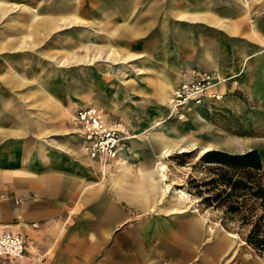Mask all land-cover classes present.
<instances>
[{
	"label": "crops",
	"instance_id": "obj_1",
	"mask_svg": "<svg viewBox=\"0 0 264 264\" xmlns=\"http://www.w3.org/2000/svg\"><path fill=\"white\" fill-rule=\"evenodd\" d=\"M131 2L52 0L39 3L36 9L0 0V193L7 196L0 199V231L18 232L27 240L25 256L0 259V264L206 263L202 241L196 238L203 220L196 217L182 227L190 238L141 237L140 226L129 220L132 208L146 209L166 200L165 187L158 185L155 163L161 161L160 151L172 149V143L158 137L162 134L157 127L160 124H155L161 122L141 124L120 110L123 122L134 128V135L143 137L144 130L152 127L154 135L144 145L127 148L129 157L113 160L111 170V162L104 166L91 158L75 135L70 111L60 105L63 101L56 95L57 85L25 67V50L46 45L39 55L51 60L45 62L50 66L49 75L63 67L69 73L66 89L71 90L79 81L74 71L77 65L132 58L134 54L114 45L118 36L141 34L146 27L140 23L151 27L157 18L126 23ZM168 14L178 21L206 22L216 28L209 30L210 34L197 31L192 37L179 38L181 70L216 72L219 83L240 68L264 77V55L252 57L259 52L257 41L261 39L252 22L264 19V0H196L194 6L173 1ZM53 34L59 35L48 41ZM9 51L16 54L8 55ZM160 62H148L137 69L151 71L155 66L156 71L145 76L147 87L138 90L144 99L135 101L160 102L166 107L173 83L166 59ZM86 70V78L91 79L92 69ZM29 85L28 93L4 90ZM239 141L245 145L236 147L238 150L256 142ZM130 160L135 162L130 164ZM130 168L135 171L132 179ZM170 210L178 211L174 206ZM189 210L195 211L194 207ZM115 230V237L109 238ZM230 241L226 236L217 243L230 250Z\"/></svg>",
	"mask_w": 264,
	"mask_h": 264
},
{
	"label": "rangeland",
	"instance_id": "obj_2",
	"mask_svg": "<svg viewBox=\"0 0 264 264\" xmlns=\"http://www.w3.org/2000/svg\"><path fill=\"white\" fill-rule=\"evenodd\" d=\"M7 1L14 3V5L23 3L37 9L39 3H50L52 0ZM87 1L93 4L99 0ZM173 1L189 6L196 4V0H132V2L130 0L133 8L126 13V23L142 18L153 20L157 18L151 27L146 22H141L140 25L143 28L146 27V31L143 32L142 30L141 34L118 36L114 45L122 52L134 54V56L121 62L96 60L87 65H77L78 68L74 71L79 81L74 83L71 90L66 89L69 73L63 67H59L60 69H57L53 75H49L50 66L45 62L50 63L51 60L39 55V51L45 50L46 45H42L40 49L38 45L33 50H25L23 54L25 67L31 69L37 76L42 75L44 80L57 85L58 93L56 95L61 96L63 101L60 105L67 107L68 112L70 111L71 126L76 129L74 133L79 136L85 148L90 147V143L78 131L79 125L74 119L77 110L93 109L100 115L105 126L119 128L113 135V138L117 139L112 148V151H115L114 154L112 152L107 158L103 154L87 151L88 155L97 156L106 161L108 159V162H111V170L115 164L113 160L122 157L121 154L126 151V148H130L133 144L144 145V141H148L154 135L153 127L149 131L144 130L143 137L140 136L139 138V136L134 135V128L123 122L119 113L120 110L124 111L130 119L138 120L141 124L147 121L145 125L154 124L157 121L161 122L155 124H160L157 127L160 128L162 134L158 137L172 143L171 151L169 150V153L164 155L161 150V156H159L161 161L156 160L155 163L157 171L159 170L158 166L164 165V168L158 171L160 180L158 185L165 187L166 200L146 209L132 208L131 219L129 220L140 226L141 237L190 238L189 234H184L182 227L197 217L203 220L201 230L196 238L202 241L201 248L205 257V264H264V256L243 240L245 229L225 216L221 210L202 204L200 198L190 189L189 176L192 175L194 178L202 176L199 168L194 170L191 165L198 162V157L205 151L206 145L211 148L217 144L212 145L209 142L197 144L196 138L182 141L183 136L190 134V131H183L190 129L204 137H218L220 142H225L219 146V149L228 152L239 153L256 148L262 163H264V91H262L264 90V77L260 76V72L250 71L251 73H249L240 68L233 70L232 76L224 78L219 83L216 80L218 77L216 72L204 69L181 70L178 62L179 38L183 35L184 37L186 35L192 37V34L197 31L201 34H210L209 30H216V28L211 27L206 22L175 20L173 16L168 14V6ZM92 9L94 8L92 7ZM120 10H122V6ZM252 24L254 31L259 33L258 36L261 38L257 41L259 52H255L252 57L262 56L264 55V19L252 22ZM180 32L184 34H180ZM57 35L59 34H53L48 41H52ZM253 47L256 49L255 44ZM7 54L14 55L16 53L9 51ZM163 58L166 59V66L169 68L173 90L185 74L192 75L202 72L213 77L207 97L198 104H177V108L171 111L169 110V98L166 105L167 109L160 102H137V99H144V94L138 90L146 86L145 76L152 75L156 68L153 66L151 71L137 69L148 62L157 65V63H161ZM87 67L92 69V71L90 70L91 79L86 78ZM177 80L179 81L177 82ZM31 87L32 85L15 89L5 87L4 90L9 94L28 93ZM213 93L216 95L211 96L210 94ZM182 106L190 109H184L182 116L179 117ZM174 139H178L176 144ZM247 139L256 142L249 148L236 149V147L245 145L239 140ZM101 141H105V137ZM134 162L130 160V164ZM132 168L135 170V167ZM103 173L105 174V172ZM134 173L135 171H131L130 168L128 175L131 179L134 178ZM161 173L164 174V178L161 177ZM110 186L109 184V192L112 190ZM124 202L123 206L126 209L127 204ZM172 206L176 207L178 211L171 213ZM190 207H194L195 211L189 210ZM180 210L183 211L179 212ZM146 228L148 229L144 230ZM179 228L181 229L179 230ZM116 232L117 230L111 232L109 238H114ZM226 236L231 239L228 246L231 247L230 250L217 243Z\"/></svg>",
	"mask_w": 264,
	"mask_h": 264
},
{
	"label": "trees",
	"instance_id": "obj_3",
	"mask_svg": "<svg viewBox=\"0 0 264 264\" xmlns=\"http://www.w3.org/2000/svg\"><path fill=\"white\" fill-rule=\"evenodd\" d=\"M191 168V191L207 207L219 209L245 229L243 240L264 256V163L256 148L232 153L205 150Z\"/></svg>",
	"mask_w": 264,
	"mask_h": 264
},
{
	"label": "built area",
	"instance_id": "obj_4",
	"mask_svg": "<svg viewBox=\"0 0 264 264\" xmlns=\"http://www.w3.org/2000/svg\"><path fill=\"white\" fill-rule=\"evenodd\" d=\"M212 79L213 77L202 72L185 74L173 90L174 101L178 105L200 103L207 97L208 89L212 86ZM74 119L79 125L78 131L90 143V147H86L87 151H94L105 156L112 154L113 145L117 141L113 135L119 128L105 126L100 115L93 109L77 110ZM104 137L105 141H101ZM5 198L7 196L0 193V199ZM14 201L17 202V200ZM26 252L27 240L24 235L9 230L0 231V259L22 258Z\"/></svg>",
	"mask_w": 264,
	"mask_h": 264
},
{
	"label": "bare ground",
	"instance_id": "obj_5",
	"mask_svg": "<svg viewBox=\"0 0 264 264\" xmlns=\"http://www.w3.org/2000/svg\"><path fill=\"white\" fill-rule=\"evenodd\" d=\"M21 60V59H20ZM23 65V64H22ZM218 82H219V80H218V78L216 79ZM169 97V96H168ZM169 110L171 111V110H174V109H176L177 108V104L175 103V101H174V99H173V90H172V93H171V95H170V97H169ZM165 104V103H164ZM181 108V113H180V115H179V117H181L182 116V112H183V110L184 109H186L187 107H185V106H182V107H180ZM46 127V126H45ZM144 130V129H143ZM141 135V134H140ZM206 146H209V145H206ZM205 146V147H206ZM165 147V146H164ZM166 148V147H165ZM87 149V148H86ZM169 148H167V149H164V150H162L163 151V153H164V155L166 154H168L169 153ZM161 155V154H160ZM163 155V156H164ZM107 156V158L109 157L108 155H106ZM121 156L122 157H120L118 160H126L128 157H129V154H128V152H127V148H126V151L124 152V153H122L121 154ZM90 157L91 158H95V159H98L104 166L105 165H107L109 162H108V159H107V161L105 160V159H100L99 157H97V156H91L90 155ZM111 160V159H110ZM145 164V163H144ZM161 164V163H160ZM162 168H164V165L162 164V165H160V166H158V169L160 170V169H162ZM158 170V171H159ZM161 177L162 178H164V174L163 173H161Z\"/></svg>",
	"mask_w": 264,
	"mask_h": 264
},
{
	"label": "water",
	"instance_id": "obj_6",
	"mask_svg": "<svg viewBox=\"0 0 264 264\" xmlns=\"http://www.w3.org/2000/svg\"><path fill=\"white\" fill-rule=\"evenodd\" d=\"M188 131H190L189 132L190 134L183 136V138H182L183 142H185V140L189 141L192 138H196L197 139V144H199V143L202 144V143H205V142H209L212 145H214V144H217L218 142H220L219 138L216 137V136H211V137H206L205 136L204 137L203 135H199V134L196 133V131H193V130H190V129H185V131H183V132H188ZM174 140H175L174 142L176 144L178 139H174ZM209 149H219V145L211 147ZM209 149H207V150H209ZM185 151H187V150H185Z\"/></svg>",
	"mask_w": 264,
	"mask_h": 264
}]
</instances>
